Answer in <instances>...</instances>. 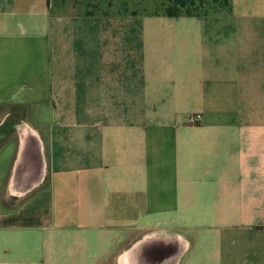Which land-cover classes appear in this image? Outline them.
I'll return each instance as SVG.
<instances>
[{"label":"crops","instance_id":"1","mask_svg":"<svg viewBox=\"0 0 264 264\" xmlns=\"http://www.w3.org/2000/svg\"><path fill=\"white\" fill-rule=\"evenodd\" d=\"M0 264H264V0H0Z\"/></svg>","mask_w":264,"mask_h":264},{"label":"built area","instance_id":"2","mask_svg":"<svg viewBox=\"0 0 264 264\" xmlns=\"http://www.w3.org/2000/svg\"><path fill=\"white\" fill-rule=\"evenodd\" d=\"M200 120V114L199 113H192L189 114L188 118H187V122L189 124H197L198 121Z\"/></svg>","mask_w":264,"mask_h":264},{"label":"rangeland","instance_id":"3","mask_svg":"<svg viewBox=\"0 0 264 264\" xmlns=\"http://www.w3.org/2000/svg\"><path fill=\"white\" fill-rule=\"evenodd\" d=\"M141 1L144 2V1H151V0H138V2H141ZM153 1H158V0H153ZM139 18H140V16H137V19H139Z\"/></svg>","mask_w":264,"mask_h":264}]
</instances>
